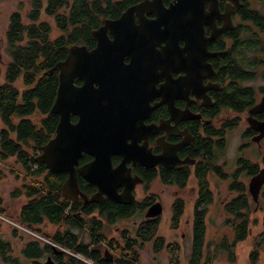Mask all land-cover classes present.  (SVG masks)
<instances>
[{
	"label": "trees",
	"instance_id": "16d2710c",
	"mask_svg": "<svg viewBox=\"0 0 264 264\" xmlns=\"http://www.w3.org/2000/svg\"><path fill=\"white\" fill-rule=\"evenodd\" d=\"M137 1L139 0H46L43 4L42 0H31L26 21L19 13L11 15L5 33L6 52L10 61L4 69H0V77L3 76L4 79V83L0 85V164L13 159L14 163L21 167L24 177L23 185L10 194L12 199L22 197L26 199L16 218L10 220L15 223V227H12L14 238H19L20 232H23L19 228L25 229L93 264H107L101 256V244L108 243L110 249L117 250L118 243H130L122 246V253L113 264H138L139 256L131 243L152 242L154 252L164 248L170 255L169 264H180L177 256L179 245L175 242H166L157 234L159 218L144 220L138 227L135 240L131 239L130 233L126 230L120 231L118 238H115L120 239V242L105 239L104 224L111 225L119 219L130 218L138 206L134 203L129 206L115 205L107 200L99 204L90 201L85 204L82 200L70 203L61 196V187L67 175L50 174L43 164L35 162L42 147L53 138L58 123V116L50 113L58 88V72L54 69L55 66L65 59L71 45H88L91 32L104 20L118 17L129 5ZM240 1L242 7L236 15L239 19V23L235 24L236 29L227 32L212 45V50H224L226 46L231 45L232 56L228 54L222 62L219 61L218 66H215L218 70V80L230 82L227 90L216 96L219 103L215 104L213 109H209L210 111L203 112L208 117L217 106H229L239 113L253 102L255 97L254 88L243 86V83L254 79L260 68H263L264 77V14L263 11L252 7L251 0ZM257 1L260 5L261 2L264 3V0ZM42 14L52 18L53 24L41 20ZM54 26L59 34L53 37ZM18 81L22 85V90L15 86ZM260 92L264 93V88L260 89ZM36 113L40 116L39 125L28 119ZM15 117L19 118L17 124L14 123ZM230 125H235V122L218 129L205 123L202 135L195 136L194 147L202 150L203 155L195 173L199 182L197 199L193 207L190 253L186 264H211L213 259L212 255L205 253L206 207L213 202L208 182L209 175L222 182L228 181L227 191L234 195L224 206V211L233 220L231 224L233 240L230 242L227 238H222L220 243H216L215 252H226L228 261L234 262L235 244L250 235L247 214L250 195L245 189L242 177L257 173V165L244 157H239L236 160V169L231 174L225 173L217 165V156L225 149L224 136L225 132L231 129ZM87 159V156L83 155L79 164H83ZM10 174L16 175V172L10 170ZM155 177L156 174L146 181ZM186 177L187 174L182 170L171 174L163 171L160 174V182L163 185L175 184L184 188ZM16 178L19 179V176ZM77 181L82 193L87 196L93 193L92 186L81 185L83 181L79 177ZM147 189L148 186L144 188V192ZM154 200L151 198V201ZM184 209L185 204L182 200L173 204L170 218L172 229L178 228ZM0 215L5 216L4 210L0 209ZM45 222L55 228L51 235L40 234L42 232L38 227ZM83 232L88 235V241L84 240ZM48 242L31 236L20 254L25 260L30 261V264H44L41 259L47 254L46 248L51 247ZM40 244L43 247H40ZM12 252V243L0 235V262L22 264ZM49 254L53 257V254ZM250 254L251 264H256L257 252L253 251ZM53 263L87 264L68 253L64 259L61 257Z\"/></svg>",
	"mask_w": 264,
	"mask_h": 264
},
{
	"label": "water",
	"instance_id": "95a60500",
	"mask_svg": "<svg viewBox=\"0 0 264 264\" xmlns=\"http://www.w3.org/2000/svg\"><path fill=\"white\" fill-rule=\"evenodd\" d=\"M220 1L173 0L165 8L162 0H145L126 9L117 20H104L103 25L93 30L91 37L96 40L94 50L87 52L84 45L76 44L68 48L65 59L58 62L54 68L58 72V88L50 113L58 116V123L53 138L42 147L41 153L35 158V162L43 164L50 174L67 175L61 187L63 199L71 203L78 201L79 198L86 200L78 189L79 175L80 178L98 187V192L91 201L101 203L104 196H108L113 203L129 205L134 199L133 186L142 181H135L133 178L131 183H127L130 181L127 177L130 176V168L125 169L126 161L139 162L146 167L162 164L170 168L174 165V158L165 149L157 156L141 153L139 159L136 158L133 145L141 133L144 129L147 133L155 132V125L147 128L141 125L142 120L147 117L146 114L139 118L135 117L132 104L125 107L121 94H117L113 88L99 93L88 90L94 83L98 86L104 83L101 74L108 71L107 66L114 59V55L125 49L124 41L129 40L128 35L135 31L127 19L139 8L151 7L157 16L151 28L155 44L159 46L161 42L164 43L161 52L155 51L152 61L156 82L160 78L166 79V84L160 86L156 94L161 98V104L173 107L172 100L176 97L172 96L169 90H165V86L168 85L185 90L197 88L200 90L197 98H202L204 105L212 106L206 92L219 85L203 84L204 80L215 73L208 60L222 58L228 51L210 52L209 45L227 32L235 30L232 15L242 6L240 0H224L225 4L221 11ZM217 21L221 22L220 26L217 25ZM108 32L114 35V41L109 44L105 42ZM180 41L183 42L182 48L178 46ZM174 68L181 70L184 76L171 82L168 74ZM76 79L84 82L80 88L74 87ZM262 111L264 96L260 103L249 111V115L251 117ZM186 114L190 113L187 111ZM72 116L77 118L75 123L71 122ZM248 122L258 133L253 139V142L258 143L264 137V122L253 119H248ZM128 140L130 144H127ZM83 155H88L93 160L80 165L79 160ZM116 155L122 156V161L113 168L111 157ZM263 184L264 169L252 177L247 186L248 193L255 203H258ZM119 186L125 187L121 195L116 193ZM100 198L102 199L99 200ZM161 213L162 206L157 202L148 208L146 217L155 218ZM52 247L56 250L54 245ZM46 264L54 263L48 258Z\"/></svg>",
	"mask_w": 264,
	"mask_h": 264
},
{
	"label": "flooded vegetation",
	"instance_id": "af4514ba",
	"mask_svg": "<svg viewBox=\"0 0 264 264\" xmlns=\"http://www.w3.org/2000/svg\"><path fill=\"white\" fill-rule=\"evenodd\" d=\"M143 1L145 0H139L136 3L129 5L126 9L132 6H135V5L137 6L141 4ZM172 1L173 0H169L167 2L163 1L164 7L167 8ZM224 4H225V1L221 0L220 1L221 11L223 10ZM126 9L121 14H123L126 11ZM238 11L232 15V21L234 25H235L234 19L236 18ZM121 14L116 18H112L108 20H117L121 16ZM263 14H264V10H263ZM156 18L157 16L155 12L153 11V9L151 7H147V8H139L132 17H129L127 19L128 22L131 24V27L135 31L132 34L128 35L129 40L127 39L124 41L125 49H123L117 55H114V59L107 66L108 71L101 74L102 78L104 79V83L101 86H98L96 83H94L90 86V90H88L89 92L92 91L94 93H99V91L100 92L103 90L106 91L109 88L110 89L113 88V90L115 89L117 94H121V99H122V102L125 103L124 105L125 107H128L132 104V110L134 111V114L136 115L135 117L139 118L141 117L142 114L147 115V117L145 118L143 117L144 119L142 120V123H141V125H143L144 128H147L151 125L156 126L154 127V131H155L154 133H149V132L147 133L146 129H144V131L141 133L140 138L137 139L136 142L134 143L133 149H135L136 151L137 159H139V154L141 153H145L151 156H157L163 153L164 149L168 150L169 153H171L172 158H174L173 160L175 161L174 165H172L170 168H166L162 164H157L153 167H146L139 162H132L130 160L125 162V169L130 168V176H128L127 173H125V175H127V177L130 178V181L128 180L127 183L128 184L131 183L133 181V178H135V181L137 180L142 181L141 183H137L136 185L133 186L132 195L134 199L131 204L133 203L136 204L138 206V209L134 212V214L131 217H133L136 214V212H141V211L145 212V217H146L148 208L157 202L160 203L158 200H156L157 198L155 195L147 193V192H143L142 199L139 200L138 198H140V196H137L136 191L139 187H143L144 189L146 186L149 187L150 184L153 183L154 181L156 180L160 181V174L163 171H166L169 174H171V173L176 172L177 170H182L183 172L187 174V177L184 181L185 183L184 188H180L179 186L175 184H170V185H165V186H173L180 190H184L188 184V181L191 178H193L196 181V187H197V184L199 181L195 173L198 170V167H199L198 165H200L201 163L200 158L203 155V151L194 147L195 136L202 135V131H203L205 123L211 124L213 128L218 129L219 127L222 128L225 125L231 124V122L233 124L235 122V125L233 126L230 125L232 127L231 129H228V131H231L232 129L239 126V117L220 118V119L217 118L220 114H223L225 111H229L231 113H236V114H243L244 112H246L247 115L245 117V122L247 123L248 128L243 132V139L249 140L250 144L249 143L248 144L250 146H253L256 144L258 145L264 139L263 137L258 143L253 142V139L258 136V133L250 127V124L248 122V119H253L257 122H264V111L257 113V114H253L251 117L249 115V111L256 105H258L261 101V98L264 96V93L260 92V90H259L260 92L259 95L255 93L253 102L251 103L249 102L250 104L247 103L248 105L245 106L239 113L232 110L229 106H217L214 109L212 115H210V117H208L206 113L205 115L203 113L205 110L213 109L216 106L215 104L219 103L216 96H219L221 92L226 91L227 90L226 87L228 86V83L230 82L229 80L228 81L218 80L219 78L218 70L216 69L215 66L216 65L218 66L219 61L222 62L223 59L228 54L232 56L231 55V45L226 46V49L224 50H214V49L212 50V45L218 42L219 38H217L213 43L209 45V51L219 52V51L226 50L228 52L222 58H213V59L208 60V62L212 65L215 73L209 79L203 81L204 85H207L208 83L219 85V87L209 89L206 92V95L210 98V102L212 106L204 105L202 98H197V93L200 91L197 88L185 90L183 88L171 87L168 85L165 86V90H169L172 93V96L176 97L172 100L173 107L172 105L161 104V98L157 97L156 94L158 92L157 90L160 89V86L166 84V81H165L166 79L160 78L159 81L156 82L155 67H154V64H152V61L154 60V57H155V51L158 50L161 52L162 47L164 46L163 42H161L159 46H156L153 32L151 31L153 22L155 21ZM103 23L104 21L97 28L103 25ZM216 23L218 26L221 25L220 21H217ZM206 31L208 32V28H206ZM106 37H107V41L105 42L107 44L114 41V35L111 32H108L106 34ZM84 46L87 48V52L94 50V48L96 47V40L91 37V34H90V41L88 42V45H84ZM178 46L179 48H182L183 42L180 41L178 43ZM175 68L172 71H170L168 74V78L171 82L176 81L177 79L184 76V73L181 70H176ZM83 84H84L83 81L76 79L74 82V87L80 88ZM169 107L171 109H169ZM187 111L190 114H186ZM76 121H77V118L72 116L71 122L75 123ZM226 133L227 131L225 132L224 137H226ZM217 140H219V138H217ZM127 144H130V140L127 141ZM225 145H226V141H225ZM85 156H87L88 159L83 164L90 163L93 160L92 157L88 155H85ZM121 161H122V156H119V155L112 156L111 157L112 167L113 168L117 167L121 163ZM83 164H80V165H83ZM219 167H221L222 170L224 168L223 166H219ZM257 168H258L257 173L260 170L264 169L263 158L261 160V167L258 165ZM224 172L231 174L227 171H224ZM257 173H253V174H249V176L248 175L245 176V178L248 179V183L250 179L254 177ZM155 174H156V177L154 179L150 181H146L147 178H150L151 176H154ZM78 177L80 178L79 175L77 176V179ZM82 181L83 182H81V185L84 186L85 184H87L89 186H92L94 188V191L90 196H87L86 194L82 193L79 190L86 197L85 201L82 198H79V200H82L85 204L88 203L89 201L93 202L91 201V199L98 192V187L94 184L88 183L85 179H82ZM77 184H78V181H77ZM263 186L264 184L262 185V187ZM262 187L260 189L259 195L262 191ZM124 190H125V187L119 186L116 189L117 195H121ZM151 195H153L154 197H150ZM102 198H100L99 200H101ZM151 198H154L155 200L151 201ZM102 200L103 201L107 200L110 203H113L109 200L108 196L107 197L104 196ZM179 200H183V199L176 197L171 203L170 209L172 208L173 204ZM93 203L99 204L98 202H93ZM113 204L124 205V204H116V203H113ZM162 211H163V206H162ZM160 216L161 215L155 218H159V221H160ZM155 218H146V220L155 219ZM121 220H127V219H119L115 223ZM142 222L136 227L134 231V236L130 235L131 239L135 240L137 238V231L139 229L138 227L142 224ZM115 223L111 225L104 224L103 235L105 239L107 238L108 240H116L120 242V239H115V238H118L117 236L119 233L117 235L110 234L111 226L114 225ZM47 244L51 246L50 247L51 249L46 248L47 254L45 255L44 258L41 259V261L44 264L48 258H50L53 262H56L61 257L64 259L66 253L88 264V261L80 257L79 255L71 254L69 251L62 249L59 246L51 242H48ZM107 244L106 243L101 244V256L104 259L105 263L113 264L114 261H116V259L121 255L122 246L124 244L126 245L130 243H118L119 246L117 250L110 249ZM131 244L136 249L138 256L145 246H149L150 251H152L154 255L160 254L161 252L165 251L164 248H160L157 252H154L152 242L150 243H131ZM52 245L56 247V250L53 249ZM40 247H43V245L40 244ZM49 253L53 254V257H51ZM139 263H140V256H139ZM90 264H93V263L90 262Z\"/></svg>",
	"mask_w": 264,
	"mask_h": 264
},
{
	"label": "rangeland",
	"instance_id": "374dc122",
	"mask_svg": "<svg viewBox=\"0 0 264 264\" xmlns=\"http://www.w3.org/2000/svg\"><path fill=\"white\" fill-rule=\"evenodd\" d=\"M31 0H0V69H4L9 63L10 58L6 52V41L5 33L9 24L11 15L14 13H19L23 19H25L26 14L30 11ZM46 0H42L45 4ZM120 1V0H117ZM251 5L260 11L264 10V3L261 5L257 0H251ZM41 20H47L53 24V19L47 16L41 15ZM26 21V19H25ZM235 24L239 23V19L236 17L234 19ZM250 27H253L249 24ZM59 33L53 27V37L57 36ZM263 68L257 70V74L254 75V79L248 80L243 83V86H249L254 88V92L259 95V90L264 88V77L262 76ZM4 83L3 76L0 77V85ZM20 90H22V85L20 81L15 85ZM246 112L243 114L231 113L225 111L220 114L217 118H233L239 117V126L227 131L225 141L226 146L222 153L217 156V165L223 166V170L232 173L236 169V159L238 157H244L249 160V162L259 165L261 167V160L264 158V139L257 145L250 146L249 140L243 139V132L248 128L245 122ZM29 120L37 123L39 125L40 116L35 114L28 117ZM19 118H14V123L17 124ZM249 143V144H248ZM245 153V154H244ZM257 161V162H256ZM13 159L0 164V197L2 199V204L0 209L4 210L5 216L0 215V235L6 240H9L13 245L12 255L22 262V264H30V261L25 260L20 254L24 244L29 239V237L34 236L35 238L47 242L46 239L39 237L37 234L32 233L28 230H23L19 228L20 232L19 238H14L12 236V227H15V223L11 222V219H15L19 212L21 206L26 202L24 197L20 199L10 198L11 192L20 188L23 185L24 177L22 176V169L19 165L14 163ZM264 163V162H263ZM10 170L16 172V175L10 174ZM19 176V179L16 178ZM242 181L247 190L248 179L242 177ZM209 188L212 192L213 202L206 207L207 215L205 218L206 234H205V253L213 256L211 264H251L250 253L256 251L258 254V260L256 264H264V186L262 191L258 196V203L252 201L251 196L249 197V224L248 228L250 235L248 238L242 242H237L233 248L235 254L234 262L228 261V254L226 252L216 251V243H220L222 238H227L230 242L233 240V231L231 224L233 223L232 217L228 216L224 211V206L229 202L231 198L234 197L227 191L228 181H220L213 175L208 176ZM241 182V181H240ZM143 187L137 189V196L139 200L142 199ZM147 193L156 196L162 206L163 211L160 216V225L158 229V236L165 239L166 242L177 243L179 245V253L177 254L181 264H186L188 255L190 253L191 245V235H192V223H193V207L197 199V187L195 179L191 178L184 190H180L173 186H165L160 183L159 180L154 181L150 184ZM249 195V194H248ZM179 197L183 199L185 204L184 214L177 229L171 228V203L173 200ZM145 212H136V214L127 220H121L111 226V235H117L120 230H127L130 232L131 236H134V231L136 227L144 220H146ZM228 221H230L228 223ZM38 229L41 230L42 235L53 233L55 228L50 226L47 222L39 226ZM116 229V230H115ZM76 232H78L76 230ZM28 235H27V234ZM85 233V232H83ZM262 233V234H261ZM34 234V235H32ZM260 234V235H259ZM31 235V236H29ZM110 236V235H109ZM83 239V238H82ZM85 241L89 240L88 235L85 233ZM229 242V243H230ZM152 246V245H151ZM215 254V255H214ZM140 263L139 264H168L170 261V255L163 251L160 254L154 255L150 251L149 246H145L140 252ZM0 264H3L0 262ZM88 264L90 262L88 261Z\"/></svg>",
	"mask_w": 264,
	"mask_h": 264
},
{
	"label": "built area",
	"instance_id": "2783aa9c",
	"mask_svg": "<svg viewBox=\"0 0 264 264\" xmlns=\"http://www.w3.org/2000/svg\"><path fill=\"white\" fill-rule=\"evenodd\" d=\"M23 230H24V229H23ZM32 235H34V234H32ZM33 237H35V235H34Z\"/></svg>",
	"mask_w": 264,
	"mask_h": 264
},
{
	"label": "bare ground",
	"instance_id": "6f19581e",
	"mask_svg": "<svg viewBox=\"0 0 264 264\" xmlns=\"http://www.w3.org/2000/svg\"><path fill=\"white\" fill-rule=\"evenodd\" d=\"M186 20V19H185ZM125 105V103H123ZM125 108V107H124Z\"/></svg>",
	"mask_w": 264,
	"mask_h": 264
},
{
	"label": "clouds",
	"instance_id": "9594fccd",
	"mask_svg": "<svg viewBox=\"0 0 264 264\" xmlns=\"http://www.w3.org/2000/svg\"><path fill=\"white\" fill-rule=\"evenodd\" d=\"M25 230V229H24Z\"/></svg>",
	"mask_w": 264,
	"mask_h": 264
}]
</instances>
